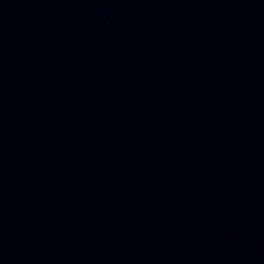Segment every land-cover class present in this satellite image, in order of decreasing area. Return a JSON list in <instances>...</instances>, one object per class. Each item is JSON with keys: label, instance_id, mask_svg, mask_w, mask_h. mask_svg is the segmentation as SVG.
Listing matches in <instances>:
<instances>
[{"label": "water", "instance_id": "water-1", "mask_svg": "<svg viewBox=\"0 0 264 264\" xmlns=\"http://www.w3.org/2000/svg\"><path fill=\"white\" fill-rule=\"evenodd\" d=\"M0 264H264V0H0Z\"/></svg>", "mask_w": 264, "mask_h": 264}]
</instances>
